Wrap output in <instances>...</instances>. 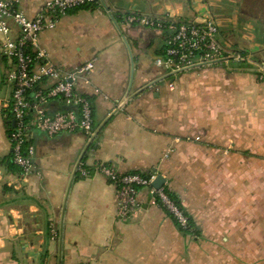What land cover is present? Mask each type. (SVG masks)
Masks as SVG:
<instances>
[{
  "label": "crops",
  "instance_id": "obj_1",
  "mask_svg": "<svg viewBox=\"0 0 264 264\" xmlns=\"http://www.w3.org/2000/svg\"><path fill=\"white\" fill-rule=\"evenodd\" d=\"M47 1L20 0V10L35 19ZM132 12L197 22L212 18L220 24L223 43L249 54L264 50V0H100L71 11L40 35V43L65 74L97 60L89 84L76 86L93 105L94 135L52 137L31 127L33 172L25 177L12 160L4 162L12 153L13 86L0 36V264H238L229 261L227 249L260 248L258 228L251 226L252 238L244 241L243 181L238 184L236 178L240 187L230 199H221L220 184L227 178L221 165H239L242 176L243 156L264 160L249 151L229 157L225 150L230 105L243 122L249 102L251 135L264 138V126L259 128L264 81H253L251 73L231 77L224 66L165 73L154 65L164 55L163 33L126 24L121 14ZM199 81L206 85L202 94L185 93ZM214 108L220 120L210 118ZM68 110L60 100L47 107L51 116ZM80 163L88 169L104 164L121 174L162 176L164 187L180 198L192 219L191 231L180 230L145 188L135 213L120 219L116 188L94 171L81 176ZM206 165H216L218 188L207 185L212 177ZM255 199L252 208L259 202ZM253 213L250 219H259Z\"/></svg>",
  "mask_w": 264,
  "mask_h": 264
},
{
  "label": "built area",
  "instance_id": "obj_2",
  "mask_svg": "<svg viewBox=\"0 0 264 264\" xmlns=\"http://www.w3.org/2000/svg\"><path fill=\"white\" fill-rule=\"evenodd\" d=\"M100 0H49L41 13L30 19L20 10V0H0V36L3 37L2 55L9 61L11 70L8 82L13 86L10 110L14 128L9 139L12 145L13 163L23 176L33 172L35 149L28 145V132L36 127L48 136L62 133L94 135L93 105L89 97L80 95L76 86L80 81L89 84L96 70L97 60L65 74L51 61L40 43V35L56 28L59 19L71 11L93 7ZM106 11L118 17L115 9ZM125 23L154 29L163 33L165 50L154 65L167 74L195 72L213 66L259 67L242 49L222 42L221 28L212 18L203 22L189 21L175 15L153 16L144 13H122ZM13 28L19 34L13 35ZM60 100L69 110L51 116L47 107ZM76 171L89 177L94 171L103 175L117 190V217L129 219L139 208V191L148 189L153 203L160 201L176 218L184 230L190 228L188 217L165 192L164 187L155 189L152 184L156 174H121L111 165H97L88 169L79 164Z\"/></svg>",
  "mask_w": 264,
  "mask_h": 264
},
{
  "label": "rangeland",
  "instance_id": "obj_3",
  "mask_svg": "<svg viewBox=\"0 0 264 264\" xmlns=\"http://www.w3.org/2000/svg\"><path fill=\"white\" fill-rule=\"evenodd\" d=\"M216 21V20H215ZM218 23V22H217ZM220 26V24L218 23ZM221 28V27H220ZM224 35V34H223ZM224 38L227 42L236 45L238 47V44L228 40V35H224ZM233 47V46H232ZM248 53V52H247ZM249 54V53H248ZM252 57V60L254 63L259 65V67L254 65H248L244 67H231L227 66L225 67L226 72L229 74V76H238V77H245L247 73H251L255 75V78H251L253 81H264V50L255 53L250 54ZM9 74V73H8ZM179 80V79H178ZM8 81V77H7ZM205 83L203 81H199V83L193 85V87L189 89H184L185 93H198L202 94L205 89ZM235 103V102H233ZM245 113L241 117H244L243 122H239L240 115L238 112H235L233 107L230 105L228 107V129H227V150L229 157H232L235 155V152L237 151H249L250 153L254 155H258L262 158H264V138L261 136L255 137L252 136L251 129L253 126V121L251 118V113H247L250 111L251 108L249 105L247 106V101H245ZM210 118H216L220 120V112L219 109L214 108V110L209 111ZM205 119H208V113L205 110L203 113ZM217 135L219 136L220 133V121L217 122ZM242 126V128L240 127ZM262 126H264V123L260 121L259 128L263 129ZM241 128V129H240ZM212 130H215L214 128ZM213 146V145H211ZM234 157V156H233ZM234 159V158H233ZM243 160V168H242V176L240 175L241 170H237V167L239 165H221L222 168L225 167L226 169V180H221L220 188L221 191V199L227 196L228 199L235 196V191L237 188L240 187L239 181L240 179L242 182V188L244 192V209H243V216L245 217L246 223L244 225L245 233L249 231V228L251 230V226H253V229L258 228L260 232V248L253 249L249 248L245 245L244 249H238V251L227 249L226 256L230 260H237L238 264H264V160L262 159H255V158H249L246 156L242 157ZM229 162H231L229 158ZM234 162V160H233ZM208 170V175L212 178H208L207 185L215 186V188H218L219 179H218V170H215L216 165H206ZM223 173V171H222ZM236 178H238V184H236ZM257 188V189H256ZM252 191L254 194H252ZM258 196L259 202L256 201L257 204L254 202V207H251V197ZM257 210V211H256ZM258 215L259 219L251 220L250 216L252 215ZM247 217V218H246ZM252 233L245 234L244 241L251 240ZM206 251H202V253H205ZM207 253V252H206ZM230 263V262H229ZM234 263V262H231Z\"/></svg>",
  "mask_w": 264,
  "mask_h": 264
},
{
  "label": "trees",
  "instance_id": "obj_4",
  "mask_svg": "<svg viewBox=\"0 0 264 264\" xmlns=\"http://www.w3.org/2000/svg\"><path fill=\"white\" fill-rule=\"evenodd\" d=\"M12 160V164L13 163V154L11 153V156L7 159L4 160V162L10 163V161ZM15 166V165H14ZM165 192L169 195V197L171 198V200L181 209L183 210V212L185 213V215L188 217L189 220V225L190 228L188 230H184L180 227V225L178 224V221L176 220V218L173 216V214L160 202L158 201V204L161 206V208L167 213V215H169L171 218H173V220L176 222V224L178 225V227L180 228V230H182L183 232H190L193 225H192V219L187 215L186 211L183 208L182 202L180 200L179 197H177L174 193H171L167 188L164 187Z\"/></svg>",
  "mask_w": 264,
  "mask_h": 264
},
{
  "label": "water",
  "instance_id": "obj_5",
  "mask_svg": "<svg viewBox=\"0 0 264 264\" xmlns=\"http://www.w3.org/2000/svg\"><path fill=\"white\" fill-rule=\"evenodd\" d=\"M166 179L163 178L162 176H158L156 178V180L153 182L152 186L157 189L160 190L161 188H163L166 185Z\"/></svg>",
  "mask_w": 264,
  "mask_h": 264
}]
</instances>
